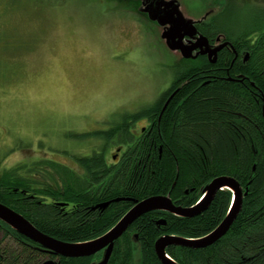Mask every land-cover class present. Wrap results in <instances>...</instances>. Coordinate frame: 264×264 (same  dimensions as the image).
Masks as SVG:
<instances>
[{
	"label": "trees",
	"instance_id": "16d2710c",
	"mask_svg": "<svg viewBox=\"0 0 264 264\" xmlns=\"http://www.w3.org/2000/svg\"><path fill=\"white\" fill-rule=\"evenodd\" d=\"M128 1L141 8L142 1ZM210 1L216 13L195 23L198 34L210 45H228L218 51L216 60L201 53L196 59L186 58L170 88L153 104L122 114L110 129L96 133L103 138L102 146L115 143L125 148L117 162L110 163L102 147L100 152L76 156L75 166L48 159L5 168L0 171V202L49 236L84 242L105 235L137 200L169 195L177 206L191 208L213 179L226 175L246 192L230 230L211 246L172 244L166 252L179 264H264V4ZM254 3H259L260 14L232 21V8L253 11L256 6L248 4ZM144 119L154 126L147 131L148 140L140 143L131 129ZM43 164L50 167L46 173ZM34 172L50 177L53 184L40 186L30 177ZM51 194L70 206L56 209L38 203L39 195ZM115 198L123 200L105 211L93 209ZM232 200V192L224 189L199 215L148 212L117 239L107 264H163L155 252L161 236L203 238L223 222ZM103 254L55 256L59 264H91L102 260ZM51 255L0 220V264H42Z\"/></svg>",
	"mask_w": 264,
	"mask_h": 264
},
{
	"label": "rangeland",
	"instance_id": "374dc122",
	"mask_svg": "<svg viewBox=\"0 0 264 264\" xmlns=\"http://www.w3.org/2000/svg\"><path fill=\"white\" fill-rule=\"evenodd\" d=\"M157 1L0 0V171L48 159L75 166L104 148L114 163L115 147L96 133L153 104L189 58L168 45L162 22L176 19L183 35L216 13L210 0ZM167 4L168 15H151ZM248 5L255 12L232 8L233 22L260 14L259 3ZM34 173L40 186L53 184Z\"/></svg>",
	"mask_w": 264,
	"mask_h": 264
},
{
	"label": "water",
	"instance_id": "95a60500",
	"mask_svg": "<svg viewBox=\"0 0 264 264\" xmlns=\"http://www.w3.org/2000/svg\"><path fill=\"white\" fill-rule=\"evenodd\" d=\"M140 1L143 2L144 0ZM173 1L174 0L170 2ZM142 2L141 4L145 5ZM163 2H165V0H162L158 3L161 4ZM166 8L167 9L164 10L161 9V11H159L158 13L151 12V15L154 14L158 17L159 14L165 15L168 12L169 4L166 5ZM145 11L149 12L150 14L149 8ZM175 20L176 19L170 20V18L169 20L165 19L162 22L163 24H161L163 26H168V29H166L167 27L164 28V33L167 38L168 45L173 49V51L180 50L183 53L184 57H196L192 54L195 49V46L183 44L182 40L186 35L185 32L183 35L180 34V29L182 26L178 24V21ZM176 24H178L179 26L177 32L172 29L173 27H175ZM199 45L201 47L208 45L207 39L201 37V42L199 43ZM227 45V43H224V45H219L217 49L214 48L215 50H212L210 54L211 59L216 60L218 51ZM224 189H229L233 193L235 199L231 205L232 208L230 209V214L225 217L224 222L219 227H217L213 233L198 239H189L184 236L180 237L177 235H165L161 236L160 239L155 242V252L156 254H158V257L163 264H179L176 260H174L168 255V253L166 252L167 247L172 244L181 246L184 245L190 248H204L207 246H211L215 244V242L218 241L220 238L224 237L225 234L230 230L229 228L236 221L238 214L243 209V202L245 196H243L244 193L241 185H239V182L235 178L223 175L222 177H217L212 180V182L207 187L208 194L207 196H205L206 198L202 200L200 204H196L191 208H183L177 206L174 203L173 199H171L170 196L166 195L151 196L142 201H137V204L131 210H129L127 215L116 225L113 230H110L106 233L104 237L96 239L93 242L69 243L64 240L61 241L54 237H49L47 234L33 226L30 221H28L24 216L15 212L13 208L8 205L6 206L2 203H0V218L16 227L18 232L20 231L26 238L32 239L33 241L39 243L40 246L45 248V250H47L51 254L53 253L61 257L64 256L69 258H80L85 256H95L97 253L103 251L104 257L102 262L96 264H107L111 258V254L114 250L115 242L117 241V239H119L123 234H125L127 229L132 226L135 221H137L138 218H140L141 216L148 214V212L159 210H165L169 212L171 211L178 216L192 217L195 215H199L203 213V211L208 209L214 199L215 194L218 191ZM109 204L110 202H105V204H99L94 206L93 209L105 208ZM42 264L58 263L57 260L53 259L48 260Z\"/></svg>",
	"mask_w": 264,
	"mask_h": 264
},
{
	"label": "bare ground",
	"instance_id": "6f19581e",
	"mask_svg": "<svg viewBox=\"0 0 264 264\" xmlns=\"http://www.w3.org/2000/svg\"><path fill=\"white\" fill-rule=\"evenodd\" d=\"M195 23H197V22H195ZM185 35H186V37H188L189 38V41L188 42H194V43H190V45L192 44L193 46H195V49H194V51H193V56H197V55H199L200 53L201 54H203V55H208L209 57H210V59H211V56H210V54H211V51L212 50H215V49H217V47H218V45L217 46H213V45H210V44H208V45H206V46H203V47H201L200 45H199V43L201 42V35H199L198 34V31H197V28H196V24H194L193 25V29L192 30H190V31H186L185 32ZM218 42L219 41H221V38H220V40H219V37H217V39H216ZM222 45H224V42L222 43V42H220ZM199 48V49H198ZM215 48V49H214ZM196 49H198V50H196ZM196 52V53H195ZM190 58V57H189ZM191 58H194V59H196V57H191ZM218 58V57H217ZM182 61V60H181ZM183 63V62H182ZM167 105V104H166ZM165 108H166V106L163 108V111L165 110ZM230 177V176H229ZM214 180V179H213ZM210 184V183H209ZM208 184V185H209ZM208 185H207V187H208ZM240 185V184H239ZM207 187L204 189V191H203V193H202V196H201V198L199 199V201H198V203L197 204H200L201 202H202V200H204L206 197L205 196H207V194H208V191H207ZM242 187V186H241ZM221 191V190H220ZM243 193H244V191H243ZM246 193H244L243 194V196H246L245 195ZM159 195H162V194H158L157 196H159ZM166 196H169V195H166ZM232 196H233V193H232ZM151 197V196H150ZM234 196H233V200H232V203L234 202ZM121 200H123V199H121V198H115L114 200H111V201H108V202H110V204L111 203H115V202H119V201H121ZM137 201H139V200H137ZM137 201H135V205L137 204ZM1 203V202H0ZM232 203H231V205H232ZM3 204V203H2ZM103 204H105V202L103 203ZM109 204V205H110ZM5 205V204H4ZM61 205V204H60ZM108 205V206H109ZM134 205V206H135ZM231 205H230V207H231ZM107 206V207H108ZM133 206V207H134ZM107 207H105V208H100L102 211H105V209L107 208ZM132 207V208H133ZM180 207V206H179ZM182 207V206H181ZM131 208V209H132ZM183 208H185V207H183ZM232 208V207H231ZM230 208V209H231ZM130 209V210H131ZM15 212H17L15 209H13ZM161 211H165V210H161ZM230 211L231 210H229L228 211V213L225 215V217L228 215V214H230ZM128 212H129V210H128ZM127 212V213H128ZM167 212H169V211H167ZM171 212V211H170ZM169 212V213H170ZM17 213H19V214H21L22 216H24L22 213H20V212H17ZM172 214H174L173 212H171ZM127 215V214H126ZM126 215H124L118 222H116V225L126 216ZM174 215H176V214H174ZM239 215V214H238ZM176 216H178V215H176ZM26 219H27V217L26 216H24ZM179 217H181V216H179ZM182 217H186V216H182ZM0 220L2 221V222H4L6 225H9L10 227H12V228H14L17 232H18V230H17V228L16 227H14L13 225H11L10 223H8V222H6V221H4L2 218H0ZM28 220V219H27ZM225 220V219H224ZM224 220H223V222H224ZM28 221H30V219L28 220ZM222 222V223H223ZM30 223L34 226V224L32 223V221H30ZM162 223H165V221H161V224ZM221 223V224H222ZM220 224V225H221ZM116 225L111 229V230H113L115 227H116ZM220 225H218L217 227H219ZM36 227V226H35ZM131 227V226H130ZM129 227V228H130ZM216 227V228H217ZM37 228V227H36ZM215 228V229H216ZM38 229V228H37ZM39 230V229H38ZM110 231V230H109ZM108 231V232H109ZM127 232V231H126ZM125 232V233H126ZM214 232V231H213ZM212 232V233H213ZM18 233H20V234H22L20 231L18 232ZM107 233V232H106ZM211 234V233H210ZM23 235V234H22ZM106 235V234H105ZM105 235H103V236H101V237H98V238H95V240L96 239H100V238H102V237H104ZM124 235V234H123ZM122 235V236H123ZM209 235V234H208ZM24 236V235H23ZM49 236V235H48ZM121 236V237H122ZM49 237H53V236H49ZM120 237V238H121ZM55 238V237H54ZM29 239V238H28ZM57 239V238H56ZM30 240V239H29ZM32 240V239H31ZM59 240V239H58ZM95 240H89V241H84V242H93V241H95ZM33 241V240H32ZM35 242V241H34ZM67 242V241H66ZM84 242H74V243H84ZM37 243V242H36ZM70 243V242H69ZM39 244V243H38ZM40 245V244H39ZM208 247V246H207ZM45 249V248H44ZM45 251H47V250H45ZM53 254V253H52ZM55 255V254H54ZM169 255V254H168ZM170 256V255H169ZM61 257V256H60ZM64 257V256H63ZM86 257V256H85ZM85 257H80V258H85ZM87 257H92V256H87ZM67 258H69V257H67ZM76 258H78V257H76ZM49 260H51V259H49ZM103 260V259H102ZM102 260H100L99 262H102ZM46 261H48V260H46ZM45 261V262H46ZM99 262H96V263H99ZM161 262V261H160ZM44 263V262H43ZM96 263H91V264H96ZM59 264V263H58Z\"/></svg>",
	"mask_w": 264,
	"mask_h": 264
},
{
	"label": "flooded vegetation",
	"instance_id": "af4514ba",
	"mask_svg": "<svg viewBox=\"0 0 264 264\" xmlns=\"http://www.w3.org/2000/svg\"><path fill=\"white\" fill-rule=\"evenodd\" d=\"M188 38V37H186ZM221 44V43H220ZM199 49V48H198ZM196 49V50H198ZM196 53V52H195ZM197 58V57H196ZM170 88V87H169ZM167 88V90L169 89ZM166 90V91H167ZM165 91V92H166ZM176 93V92H175ZM174 92L171 93V95H174L175 94ZM144 121L146 122L147 125H145V127H142L141 129H137L135 128L137 123H135L134 127L131 129V132L133 133V135H135L136 139L140 142V143H145L147 140H148V136L150 135V132H148L147 134V131L150 127H153L154 126V123L148 121L147 119H144ZM151 131V130H150ZM111 146H114L115 147V152L113 153V159L115 160L114 162H116V160H119L120 156L122 155V153L124 152L125 148L122 146V145H119V144H111ZM40 199L39 200L40 202L38 203H41V204H46V205H52L53 207H56V209L58 208H63V207H69L70 206V203H67V202H61V203H64V204H61L59 202V200L57 199L56 195H50V196H47V195H39ZM61 204V205H60ZM28 219V218H27ZM29 220V219H28ZM31 221V220H30ZM33 223V222H32ZM35 226V225H34ZM34 242V241H33ZM36 243V242H35ZM38 244V243H37ZM39 245V244H38ZM44 249V248H43ZM45 250V249H44ZM53 255V256H52ZM51 256V260L55 259L57 260V263L60 261L59 258H56V256L54 254H52Z\"/></svg>",
	"mask_w": 264,
	"mask_h": 264
}]
</instances>
